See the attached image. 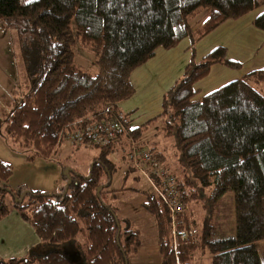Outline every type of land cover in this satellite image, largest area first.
<instances>
[{"label": "trees", "instance_id": "1", "mask_svg": "<svg viewBox=\"0 0 264 264\" xmlns=\"http://www.w3.org/2000/svg\"><path fill=\"white\" fill-rule=\"evenodd\" d=\"M260 5L259 0H0V23L14 32L25 64L35 70L30 92L0 125V136L29 160L52 157L70 132L121 113L118 103L135 93L132 71L159 48L171 49L188 36L201 39ZM204 10L206 18L194 32L191 20ZM253 25L264 32V11ZM78 43L92 49L96 74L76 63ZM216 64L242 66L228 59L226 47H215L197 64L190 63L163 96L162 129L179 147L177 166L170 163L169 168L194 228L192 202L204 197L219 201L233 193L235 235L217 239L209 228L203 236L211 264H264L258 249L264 240V68L196 98V83ZM140 132L127 120L106 144L82 143L99 147L100 153L90 175L69 174L62 191L0 185V220L10 211V195L13 208L40 239L26 257L0 259V264H128L140 232L103 200L105 192H114L103 178L110 180L115 170L108 156L121 136L135 140ZM150 153L160 162L167 159L163 152ZM11 173V166L0 160V181ZM144 207L155 217L161 264H193L197 237L175 252L165 204L153 194Z\"/></svg>", "mask_w": 264, "mask_h": 264}, {"label": "rangeland", "instance_id": "2", "mask_svg": "<svg viewBox=\"0 0 264 264\" xmlns=\"http://www.w3.org/2000/svg\"><path fill=\"white\" fill-rule=\"evenodd\" d=\"M30 1L33 0H20L21 3H28ZM261 1V6L257 7V10H254L246 16H251L254 13H262L264 11V0ZM205 15L206 10L203 11L201 17H205ZM230 24H232V21L227 22L222 27V33L226 31L225 34H229L227 35V40H222L224 43L230 45L229 56L232 59L242 62L243 68L230 69V67L225 66L226 71L224 76L214 74L213 76L211 75V77H208L206 80H209V87L206 85L204 90L196 95V98H201L204 93L233 79L241 77L254 67H264V44H257L252 40L253 44L249 47V52H238L239 47L237 43H239V40L237 34H232L233 31L240 30L241 35L244 28L242 23L231 26ZM193 28H195L194 25ZM8 31L11 34L12 42L9 53L13 59L12 66L9 70L13 73V76L15 75V78L13 77V80L11 81L12 92L10 96L12 97V103L9 104L6 102V115L5 118L0 120V125L4 124V121L7 119L10 112L20 103L23 95L30 92L32 73L35 71L25 64L19 42L17 41L14 32L9 29ZM221 35L215 38L219 39ZM187 39L177 45L181 46L183 42H187ZM245 39H247L246 36ZM173 49L174 47L171 48V50ZM158 50L165 49L159 48ZM200 50L201 49L199 48L193 53L186 52L185 49H183L182 52H176L173 56L171 66L168 67L163 65L161 67V69H163L150 86H147L143 90L139 89L137 95L132 97L133 99L131 98L129 101H126L122 109L125 111H132L130 113L133 120L129 126L130 128L141 127V132L135 140L122 135L114 150L111 151L108 156L109 159L114 162L115 170L112 172L110 180L103 178V182L108 183V181H110L108 190H113L114 192H105L102 197L103 200L115 210L120 219L124 220L125 218H129L137 227H140L141 241L139 251L141 252V259L139 258V260L142 264H146V261H148L149 258H154L156 256L161 260V253H159V250L154 254V250L152 249L154 239L156 241L157 238L155 217L144 207L147 195H155L156 192L151 185L150 180L143 172L137 168L130 169L131 162L129 160V152L131 144L149 152H163L166 158L177 166L176 161L179 155V147L173 136L165 135L162 129V126L164 125L163 119L159 116L161 112L162 94L183 77L185 70H183V64L185 61V65H187L188 63L197 64L201 60L203 56H198ZM74 51L76 53V63L80 65L82 69L92 74L98 72L96 57L90 47L83 48L78 43L75 45ZM228 59L230 58L228 57ZM17 73L18 77L16 78ZM125 106H128V108ZM0 109H2V105H0ZM3 112L5 113V110H3ZM152 119L154 120L153 123L147 124V122ZM99 153V147L76 143L64 138L58 144L56 151L53 154V160L59 165L62 176L58 191H62L66 186L69 174H75L77 172L83 177H88L90 175L93 160L99 155ZM170 169L173 170L172 167ZM232 200L233 193L228 192L219 201L216 200L212 202L211 198L210 200H207L204 197L190 204L189 207L194 212L197 223L195 227L196 239L199 240V247L194 252L193 264H211L212 254L203 243V236L205 235L206 229L210 228L212 236L217 239L235 235V222L233 218L232 220L230 219V217H232ZM6 202L10 209H14L10 195L7 196ZM16 212L18 211L16 210ZM258 249L261 260L264 262V240L259 242Z\"/></svg>", "mask_w": 264, "mask_h": 264}, {"label": "crops", "instance_id": "3", "mask_svg": "<svg viewBox=\"0 0 264 264\" xmlns=\"http://www.w3.org/2000/svg\"><path fill=\"white\" fill-rule=\"evenodd\" d=\"M259 1L262 3L261 0ZM257 9L258 8H256L255 10ZM202 13L203 12H200L196 17H194L191 20L192 28H193V25L195 26V28H193L194 32L198 28L201 27L203 21L206 18V15L205 17H201ZM249 13L243 15L242 17L238 19H229V20L224 21L223 23H221L219 26H217L214 30L209 32L207 35H205L201 39L194 40L193 37L188 36L182 39L178 43V45L182 41L184 40L186 41V39L188 38L187 42H183L181 46L177 45L178 47L177 46L174 47L173 50L165 49V50L156 51V54L151 59H149L147 62H145L144 64H142L141 66L137 67L136 69L132 71L130 75V81L135 90V93L132 97H135L137 95L139 89L143 90L147 86H150L152 82L156 80L157 76L163 69V68L161 69V67L163 65H166L168 67L171 66V63L173 62V56L176 54V52H180V51L182 52L183 49H185L186 52L193 53L197 49L200 48L201 50L198 56H205L209 51H211L215 47L224 46L227 49V56L230 58V60L237 61L235 59H232L229 56L230 45L224 43L223 41L224 39L227 40V35L229 34L226 35L225 34L226 31L222 33L221 29L229 21H232V24H230V26L238 25L242 23L243 28H244L243 32L241 31L242 32L241 35H240V30L233 31V34H232V35L237 34V38L239 40V43H237L239 47L238 52L239 51L249 52L250 50L249 47L251 46V44H253L252 40L257 44H264V32L257 29L253 25V20L259 13H254L251 16H246ZM219 35H221L220 38L216 39L215 37H218ZM245 36L247 39H245ZM11 43H12L11 34L6 28V25L4 23H0V105H2V109H0V114H1L0 120L5 118L6 102L9 104L12 103V97L10 96L12 92L11 81L13 80V77L15 78V75L13 76V73L10 72L9 70V68L12 66V61H13L11 54L9 53V51L11 50L10 48ZM253 48H254V45H253ZM240 63L242 64V62ZM185 64H186V61L183 64L184 66L183 70L184 69L186 70L187 66L190 63H188L187 65ZM241 68H243V64ZM257 68L259 67H254L253 69H250L247 72H250ZM261 68H264V67H261ZM185 70H184V73H185ZM225 71L226 70H225L224 65H221V64L213 65L210 69L209 74L196 83L195 85V89L197 91L196 95L202 92L206 85L207 87H209L208 86L209 80H206L208 79V77H211V75L213 76L214 74L218 76H221V75L224 76ZM17 77H18V73L16 74V78ZM172 86H170L168 89H170ZM219 87H216L215 89ZM215 89H212L211 91ZM167 90L165 91V93L167 92ZM209 92H206L203 95ZM165 93L162 94V101H163V96ZM132 97L118 103L117 105L119 111L126 116L130 125H131V121L133 120L131 118L132 115L130 113L132 111H129V110L125 111L122 108L125 105L126 101H129ZM162 101H161V111H162ZM125 107L128 108V106H125ZM3 110H5V113L3 112ZM53 154H52V157L48 159L35 158L33 160H29L27 159L25 154L18 153L12 150L10 146L6 143V141L0 136V160L6 164H9L12 168V173L10 177L8 178V180L6 182L0 181V185L6 184L12 189H16L19 186H26L35 191H41V192H47V193L57 192L60 188V181L62 180L61 179L62 176H61L59 165L56 164V162L53 160ZM165 162L169 166H170V163L173 164V162L168 159H166ZM125 219L129 220L130 223L136 229L139 230L140 241H141L140 227H137L131 219L129 218H125ZM156 234H157V226H156ZM0 242H1L0 258L4 260L15 258V257L16 258L26 257L29 254L31 249L36 248L38 245H40V239L34 227L30 223L24 221L20 217L18 212H16L15 209H10L9 213L0 220ZM139 247H140V243H139L137 252L135 253L134 256L130 258L128 264H142L141 261L139 260V258L141 259L140 257L141 252L139 251ZM152 249L154 250V254L157 253L158 250L160 253L158 235H157L156 241L154 239V242L152 244ZM161 260L160 258H157L156 256L154 258H149L148 261H146V264L147 262L148 264H161Z\"/></svg>", "mask_w": 264, "mask_h": 264}, {"label": "built area", "instance_id": "4", "mask_svg": "<svg viewBox=\"0 0 264 264\" xmlns=\"http://www.w3.org/2000/svg\"><path fill=\"white\" fill-rule=\"evenodd\" d=\"M127 118L118 113L111 119L95 122L82 130L70 132L66 138L77 143L106 144L113 140L117 132L124 128ZM131 166L137 168L150 180L156 194L165 204L169 214V228L172 246L175 252L181 244H189L196 237V230L186 220L185 206L181 200V191L177 178L166 162H160L149 151L131 144L129 152Z\"/></svg>", "mask_w": 264, "mask_h": 264}, {"label": "water", "instance_id": "5", "mask_svg": "<svg viewBox=\"0 0 264 264\" xmlns=\"http://www.w3.org/2000/svg\"><path fill=\"white\" fill-rule=\"evenodd\" d=\"M98 190H100V188H98Z\"/></svg>", "mask_w": 264, "mask_h": 264}]
</instances>
